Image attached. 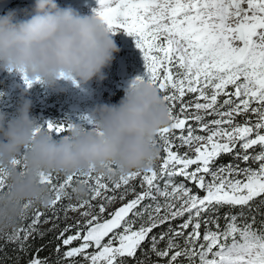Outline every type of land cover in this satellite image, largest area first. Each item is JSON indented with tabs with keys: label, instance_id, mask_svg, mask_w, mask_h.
<instances>
[{
	"label": "snow or ice",
	"instance_id": "6c2138e0",
	"mask_svg": "<svg viewBox=\"0 0 264 264\" xmlns=\"http://www.w3.org/2000/svg\"><path fill=\"white\" fill-rule=\"evenodd\" d=\"M97 4L94 11L110 30L135 38L146 74L136 79L151 83L166 105L169 123L153 139L158 153L148 166L127 173L111 163L99 173H40L48 195L44 210L22 202L20 227L0 229V250L14 244L26 253L29 239L45 234L38 227L42 217L52 219L54 229L61 211L66 218L67 210L84 208L81 220L58 233L56 264H149L153 255L152 264H264V0ZM21 75L28 87L41 82ZM46 123L57 134L69 127ZM222 156L231 159L218 163ZM14 163L22 168V156ZM6 187L0 170V192ZM121 189L120 200L129 192L133 198L108 213L117 197L106 193ZM97 198L98 206L92 203ZM64 201L66 207L57 208ZM41 250L27 264H49L38 256Z\"/></svg>",
	"mask_w": 264,
	"mask_h": 264
},
{
	"label": "clouds",
	"instance_id": "9594fccd",
	"mask_svg": "<svg viewBox=\"0 0 264 264\" xmlns=\"http://www.w3.org/2000/svg\"><path fill=\"white\" fill-rule=\"evenodd\" d=\"M31 10L23 20L11 10L0 15V68L22 71L49 86L60 78L81 83L103 78L102 70L119 47L110 35L113 30L94 10L80 15L56 0H33ZM30 107L31 101L22 98L14 116L0 112V170L7 185L0 192L3 225L14 222L22 202H48L47 188L39 182L42 172L99 173L111 163L118 173H127L148 166L158 153L155 132L169 123L160 93L136 78L117 103L93 107L88 114L91 127L66 121L69 127L58 139L35 122ZM18 155L23 160L20 169L14 163Z\"/></svg>",
	"mask_w": 264,
	"mask_h": 264
},
{
	"label": "rangeland",
	"instance_id": "374dc122",
	"mask_svg": "<svg viewBox=\"0 0 264 264\" xmlns=\"http://www.w3.org/2000/svg\"><path fill=\"white\" fill-rule=\"evenodd\" d=\"M56 2L60 7H71L80 15L90 14L98 6L97 0H56ZM32 4L33 0H0V15L11 10L14 11L16 19H27L32 14ZM122 32H124L123 29H118L110 32V35H112L114 39L113 34L118 33L119 35V33ZM124 36L125 34L121 37L122 42ZM116 44L119 47V51L114 54L111 63L102 70L103 78H93L83 83L79 81L73 83V80L60 78L53 86H49L43 82H37L33 83L31 87H28L18 71L15 69L7 70L0 68V112L5 113L6 118L14 116L20 100L26 98L31 101L30 116L34 118L35 122L39 114H42L41 124L43 127H47L46 122L48 121H71L81 124L86 129L91 127L89 121L84 117L88 116L95 105L101 103H117L124 95V90L131 79L136 77L146 78L143 56L140 49L136 46L135 38L128 34L127 42L122 45L119 42L118 36V42H116ZM122 87H124V89L120 90ZM119 90L121 97H119L118 94ZM52 96H54L55 99L50 98ZM117 96L118 99H116ZM36 123L39 125L40 122ZM50 135H52L54 139H58L59 136L63 134L50 131ZM181 151H184V149H181ZM58 175L62 177L65 176L63 174ZM180 179L181 178L177 177L178 182ZM133 183L137 185L136 191H139V181ZM121 191H123V189L118 190L116 193H106L107 195H115L117 197L115 202L107 207L108 213L126 202L127 199H132L134 196L133 192H129L126 199L122 201L118 198ZM85 195L88 196L87 193H85ZM84 199H88V197ZM76 203L77 201L73 204ZM92 203L98 206L102 203V200L97 198L95 201H92ZM40 205L44 206L43 204ZM35 207H37L36 203ZM59 207H61V204L58 205V208ZM84 210V208H79L76 211L67 210L66 218L65 212H63V217L68 221L76 222L82 219L81 212ZM28 222L29 221H24L23 223L26 225ZM50 223L49 219L45 222V218H43L38 227L50 225ZM20 225L21 222L16 218L10 225L0 224V229L7 232L12 228L20 227ZM65 250L64 248L63 252ZM22 260L23 259H21L20 262ZM65 262L68 263V261Z\"/></svg>",
	"mask_w": 264,
	"mask_h": 264
},
{
	"label": "trees",
	"instance_id": "16d2710c",
	"mask_svg": "<svg viewBox=\"0 0 264 264\" xmlns=\"http://www.w3.org/2000/svg\"><path fill=\"white\" fill-rule=\"evenodd\" d=\"M191 97H187V99H190ZM238 119H242L239 118ZM259 149H257L258 151ZM231 159V157L229 156H222L219 160L218 163H226L227 161H229ZM243 166V165H242ZM57 173H53V175H55ZM76 187L80 186L78 183L75 185ZM191 186V185H190ZM85 191H82L80 193V196L84 199L88 196L85 195ZM77 200L75 198V196L73 197L71 203H75ZM69 203V201H64L61 204V207H65L67 204ZM37 204V208H40L42 211L44 210V206H41L39 203ZM59 205V204H58ZM57 205V208H58ZM255 207V206H254ZM257 215V220L259 221L261 219V217L259 216L258 213H253ZM60 215V219L58 221H55L56 224H58L57 227H55L53 229V220L49 218L50 220V225H46V226H42L39 228V230L43 233H45L43 236H35L34 239L30 238L28 241V245L29 247L27 248V252H18L16 251V245L14 244H7V246L3 247L2 250H0V264H27V262L33 257L34 254H36L37 249L41 248L42 246V250L38 252V256L40 258H49V264H56L57 260H58V255L55 251L56 246L58 244H61V241L56 239L58 233L60 232V230L65 226V224H73L75 223L74 221H68L63 217V211H61L59 213ZM48 217H51V213L47 214ZM43 220V217H42ZM179 221H177L178 223ZM224 224V221L221 220V225ZM49 229H52L51 231H49ZM163 229L158 228L156 230H154V233H159L160 231H162ZM67 234H73L72 232H69ZM3 240L0 239V245H3ZM77 243H79V241L74 242L73 245H76ZM161 248L164 247V244L161 243L159 245ZM145 249L148 248V244L145 243L143 246ZM63 249L64 247L62 246L60 249V256L62 257L63 254ZM137 257H141V252L137 253ZM23 259L21 262L20 260ZM157 258L153 255L151 256V260L149 261V264H152V262L156 261ZM63 264H68L65 261L63 262ZM128 264H133V262L131 260L128 261ZM160 264H165L164 260L160 261Z\"/></svg>",
	"mask_w": 264,
	"mask_h": 264
},
{
	"label": "water",
	"instance_id": "95a60500",
	"mask_svg": "<svg viewBox=\"0 0 264 264\" xmlns=\"http://www.w3.org/2000/svg\"><path fill=\"white\" fill-rule=\"evenodd\" d=\"M114 210H115V209H114ZM114 210H113V211H114Z\"/></svg>",
	"mask_w": 264,
	"mask_h": 264
}]
</instances>
